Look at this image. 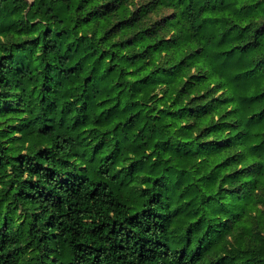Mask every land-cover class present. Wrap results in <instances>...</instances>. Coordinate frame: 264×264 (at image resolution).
<instances>
[{
    "label": "trees",
    "instance_id": "16d2710c",
    "mask_svg": "<svg viewBox=\"0 0 264 264\" xmlns=\"http://www.w3.org/2000/svg\"><path fill=\"white\" fill-rule=\"evenodd\" d=\"M0 264H264V0H0Z\"/></svg>",
    "mask_w": 264,
    "mask_h": 264
}]
</instances>
